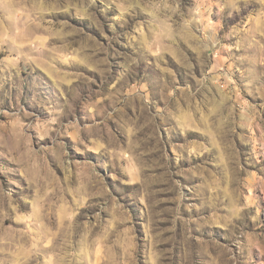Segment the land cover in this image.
I'll return each mask as SVG.
<instances>
[{
	"label": "rangeland",
	"instance_id": "1",
	"mask_svg": "<svg viewBox=\"0 0 264 264\" xmlns=\"http://www.w3.org/2000/svg\"><path fill=\"white\" fill-rule=\"evenodd\" d=\"M0 264H264V0H0Z\"/></svg>",
	"mask_w": 264,
	"mask_h": 264
}]
</instances>
